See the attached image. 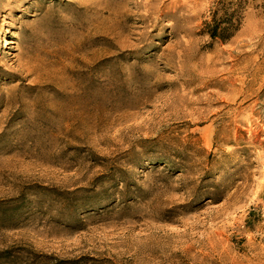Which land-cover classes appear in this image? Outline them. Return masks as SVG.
<instances>
[{
  "label": "rangeland",
  "instance_id": "1",
  "mask_svg": "<svg viewBox=\"0 0 264 264\" xmlns=\"http://www.w3.org/2000/svg\"><path fill=\"white\" fill-rule=\"evenodd\" d=\"M0 0V264H264V1Z\"/></svg>",
  "mask_w": 264,
  "mask_h": 264
},
{
  "label": "trees",
  "instance_id": "2",
  "mask_svg": "<svg viewBox=\"0 0 264 264\" xmlns=\"http://www.w3.org/2000/svg\"><path fill=\"white\" fill-rule=\"evenodd\" d=\"M249 1L214 0L209 15L203 21L202 33L214 43H227L232 40L243 25L244 14Z\"/></svg>",
  "mask_w": 264,
  "mask_h": 264
}]
</instances>
